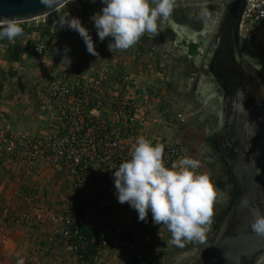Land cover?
I'll return each instance as SVG.
<instances>
[{
  "label": "crops",
  "instance_id": "1",
  "mask_svg": "<svg viewBox=\"0 0 264 264\" xmlns=\"http://www.w3.org/2000/svg\"><path fill=\"white\" fill-rule=\"evenodd\" d=\"M48 38L39 33L37 40ZM1 54L6 55V51ZM117 54L118 57H112L106 63L74 67L70 63H63L61 57H58L61 54L56 45H49L44 56L32 59L34 62L29 63V68L26 64L25 74L18 72L16 76L11 75L7 81H3L2 87L0 84V141L7 133H27L38 138L63 127L62 113L53 108L45 95L39 94V80L68 76L69 81L76 76L89 78L99 73L108 75L118 68H127L139 82L135 91L139 121L136 138L130 143L132 151L137 139L143 137L153 144L165 140L175 141L183 150L181 159L189 156L184 152L179 127L176 125L182 123L177 120V114L183 112L177 110L174 113L173 118L177 123L168 114L171 109L168 104L170 97L162 77L163 71L154 62L137 61L144 55L141 52L137 51L130 59L120 52ZM28 55L31 58L35 54L28 52ZM0 70L4 68L0 66ZM4 71L6 76H10L7 69ZM152 115L162 118V121L152 123ZM104 116L109 122L108 111ZM90 179V184L82 193L79 211L83 219L82 227L92 236H106L128 220L132 208L127 203L117 202L116 196L107 186L108 175L102 167L93 166ZM74 184L75 173L68 162L53 166L40 160L35 166L29 167L21 160L0 151V264H26L30 258L38 264H88L89 260L81 262L70 251L68 243L53 232L51 217L59 215L67 200L74 195ZM4 209H11L17 215L26 213L33 219L32 223L29 226L10 223L3 215ZM152 229L165 241L170 238L166 226L152 223ZM99 255L101 260L115 263L125 258V252L119 248L104 249Z\"/></svg>",
  "mask_w": 264,
  "mask_h": 264
},
{
  "label": "built area",
  "instance_id": "2",
  "mask_svg": "<svg viewBox=\"0 0 264 264\" xmlns=\"http://www.w3.org/2000/svg\"><path fill=\"white\" fill-rule=\"evenodd\" d=\"M48 27L50 33H54L56 23H50ZM240 31L250 41L253 50L264 54V0L247 1ZM52 44L60 45L61 42L50 36L48 40L38 41L31 50L34 54L42 55ZM38 83L39 94L45 95L53 108L62 113L63 127L38 138L27 133H7L0 141V151L29 167L40 160L53 166L63 162L71 164L75 173V193L67 200L62 212L52 216L51 220L54 234L68 243L70 251L81 262L152 264L163 254L166 243L153 231L151 214L146 222L141 221L132 209L128 220L114 228L109 235L88 237L82 231L83 219L79 213L82 193L90 184L93 166L106 171L107 186L116 196L112 173L115 167L130 157V143L136 138L139 121L135 95L139 85L137 78L129 69L118 68L108 75L99 73L89 78L76 76L69 81L68 76H55L43 78ZM107 111L109 122L104 116ZM177 118L184 122L185 114L178 113ZM161 121L162 118L152 115V123ZM158 144L163 146L166 166L181 159L182 152L177 142L165 140ZM3 215L10 223L21 226H29L33 220L28 214L17 215L11 209H4ZM107 248L123 250L124 260L120 263L101 260L99 254ZM26 264L38 263L30 258Z\"/></svg>",
  "mask_w": 264,
  "mask_h": 264
},
{
  "label": "water",
  "instance_id": "3",
  "mask_svg": "<svg viewBox=\"0 0 264 264\" xmlns=\"http://www.w3.org/2000/svg\"><path fill=\"white\" fill-rule=\"evenodd\" d=\"M70 1L0 0V17L32 21ZM214 1L220 9L209 13L200 29L179 23L172 15L167 27L174 34L181 59L195 62L198 74L189 88L193 103L201 104L196 117L211 125V148L228 165L237 189L230 211L213 229L212 242L200 264H260L264 237L253 233L249 225L254 209L264 211V69L247 52L251 48L258 54L240 31L248 0ZM166 30L159 35L166 36ZM237 90L244 94L242 108Z\"/></svg>",
  "mask_w": 264,
  "mask_h": 264
},
{
  "label": "clouds",
  "instance_id": "4",
  "mask_svg": "<svg viewBox=\"0 0 264 264\" xmlns=\"http://www.w3.org/2000/svg\"><path fill=\"white\" fill-rule=\"evenodd\" d=\"M48 3L49 0H42ZM95 3V0H91ZM102 8L90 19L96 29L98 40L110 38L108 48L127 50L134 46L145 33L157 35L168 21L175 7V0H100ZM158 20L160 25H158ZM59 26L78 32L86 51L98 56L89 30L78 17H64ZM23 26L16 16L0 17V40L10 44L23 35ZM69 51L65 47V53ZM236 96L243 107L244 94L237 90ZM255 163V161H253ZM200 161L185 156L166 166L163 146L139 137L128 159L123 160L112 173L117 202L127 203L147 221L151 214L154 225L166 226L171 242L183 248L186 242L204 244L213 223L215 205L221 192L211 176L197 171ZM250 229L264 237V211H252Z\"/></svg>",
  "mask_w": 264,
  "mask_h": 264
},
{
  "label": "rangeland",
  "instance_id": "5",
  "mask_svg": "<svg viewBox=\"0 0 264 264\" xmlns=\"http://www.w3.org/2000/svg\"><path fill=\"white\" fill-rule=\"evenodd\" d=\"M85 1L86 0H71L62 8L58 9L57 11L45 17L38 18L32 21L20 22L23 26L24 31L22 36L17 37L15 39L14 47H16V50H13L14 49V47L12 46L13 43L10 44L6 39L0 40V66L4 68V70L7 69V71L10 72V76H6L5 75L6 71L0 70L1 87L3 85V81H7V79L11 77V75L16 76L18 72H23L22 74H25L24 69L26 67V64H28L27 67L29 68L31 66L30 64H32L33 61L32 59L35 60L36 56L41 57L47 53L48 49L46 52L43 53L44 55L35 54L32 55L33 58L32 57L30 58V55H28V52L33 53V51L31 50L33 45L38 43L37 38L39 36V33H42L46 37L54 36L56 39H58L61 42L60 45H56L57 48L60 49V54H61L60 56L58 55V57L59 58L61 57L63 63L65 64L70 63L74 67L75 66L80 67L84 64L90 65L91 63H106L112 57H118L119 56L117 54L118 52H120L123 56H126L128 59H130L131 57L134 56L135 53H137L138 51L136 45L137 43L134 46L128 48L127 50L113 49L112 51H110L108 48V43L110 38L106 37L103 42L99 41L97 37L96 29L93 26V22L91 21L90 17L94 13H97L102 8V4L100 0H95V3L92 2L91 6H89V8L87 9L83 4ZM188 3L189 0H175V7H180L183 4H188ZM218 6L220 7L219 2H218ZM194 10L197 11L198 10L197 7H195ZM68 14H70V16ZM208 14L206 16H208ZM67 16L80 18L81 23L89 30V33L92 36L98 56L91 55L86 51L85 43L81 38V36L78 34V32L68 28L67 26L64 27L59 26V21H61L64 17ZM53 22L56 23V27L54 33H50V28L48 27V25ZM38 26H40L39 29ZM162 26L164 29L166 25L164 26L163 23ZM147 34L150 35V33H145L138 42L147 43V37H146ZM25 45L28 46L26 48L28 52L26 50L23 51L24 47L22 46ZM157 45L158 44H155V48L158 47ZM66 46L69 49L67 53H65ZM3 50L6 51V55L4 56L1 54V52H4ZM17 50H19L20 53L17 56H15L13 52ZM141 54L144 55H142L139 59H136L137 61L146 60L148 62L149 61L154 62L151 55H149L147 52H141ZM251 56L253 57L255 62H257L258 64L259 63L262 64V66L261 65L260 66L261 68L264 69V54L253 53L251 54ZM51 59L53 60V54ZM56 60L58 59H55V61ZM162 73H163L162 77L164 78V82L168 89V93H169L168 96L170 97V98L168 97L169 98L168 104L170 105L171 108L170 111L168 112V114L171 115L169 116L170 119L174 123L175 122L177 123L178 119L176 120L175 117L173 118V115L174 113L177 112V110L182 111L183 113H185L186 116H188L184 120V122L176 124L177 127H179L178 133L184 152L188 153L189 157L196 158L200 161V167L197 171L205 172L209 174L212 180L214 178L215 179L220 178L221 176L219 175V171L215 166L217 155L213 153L212 148H209L208 145L205 144L203 140L204 135H207L208 133L209 134L212 133V127L209 123L200 122L196 117L198 114V108L201 106V104H198L197 107L196 102L193 103L194 97L192 96V91L190 90V88L185 84H183V82H180L179 79L175 78L173 74L171 73L168 74L164 71ZM188 94H191L190 99ZM220 192H221L220 199L218 203L215 205V214L213 217V223L211 224L210 229L207 232V239L204 244H200L197 242H186L187 248L193 247V250L184 252L183 251L184 248L181 247L175 248L176 246H174L173 244L172 246L170 245V243H172L171 238H167L168 240L166 241L165 239H163V241L167 243V246H169L168 249L172 248L171 256L168 258H174V260L177 263L173 262V264H187L188 257L182 258V256H188L190 254L192 256L194 254L199 255L203 251L208 250V246L210 245L213 239V233H214L213 229H216L214 228V222H215L214 220H216L217 218L216 213L218 212V208L220 207L221 202H223L227 196V194L222 190H220ZM169 260L166 259V262ZM160 263H161V257H159L154 261V264H160Z\"/></svg>",
  "mask_w": 264,
  "mask_h": 264
},
{
  "label": "flooded vegetation",
  "instance_id": "6",
  "mask_svg": "<svg viewBox=\"0 0 264 264\" xmlns=\"http://www.w3.org/2000/svg\"><path fill=\"white\" fill-rule=\"evenodd\" d=\"M191 4V5H188ZM188 4H183L180 7H174V10L172 12V16L175 18V20L179 23H188L195 29H200L202 27V24L205 20V17L208 13H212L214 11L219 10L218 2L214 0H189ZM190 7V8H189ZM197 7V11L194 10V8ZM158 25H160V21L158 20ZM163 25V24H162ZM160 25L161 29L163 30V26ZM166 25V26H165ZM164 29H167V35L160 36L159 33L162 31L160 30L157 35L153 34H147V43L144 42H137V49L139 52H147L151 57L153 58L156 66H158L161 70H163L166 73H171L175 76V78L179 79L180 82H183L186 86H190L192 79L195 80L197 78L196 73L198 74V69L195 66V62L188 58L181 59L180 55V49L179 47H176L174 45V34L168 30V21L164 22ZM155 44H158L155 48ZM250 49V50H249ZM247 48V52L253 54L251 51V48ZM173 50V52H172ZM255 51V50H254ZM258 64V63H257ZM259 66L262 64H258ZM260 66V67H261ZM189 95V99L191 94ZM188 117V116H187ZM185 116V118H187ZM203 140L205 144L208 145L209 148H211V134H207L203 136ZM213 151V150H212ZM214 154H216L213 151ZM217 155V154H216ZM215 166L217 167L219 171L220 178L213 179L215 182L216 187H219L217 184H221L222 186L219 187L223 192L227 194L226 199L221 202L220 207L218 208V212L216 213V217L221 214L222 211H224L229 204L231 203L232 199L237 195L235 194L236 189L233 184L232 179L229 175V169L224 161V159L217 155V159L215 162ZM237 197V196H236ZM236 199V198H235ZM235 201V200H234ZM215 222L217 221L214 220ZM214 222V223H215ZM169 238V237H168ZM171 238V237H170ZM167 246V243L165 244ZM172 246V243H170ZM170 246V247H171ZM175 246V245H174ZM169 246H167L163 252V254L159 255L156 259L161 257V263L160 264H173L177 263L174 258H168L171 256V249H168ZM177 248V246L175 247ZM184 252L192 251L193 247L187 248V243H185V246L183 247ZM207 255V251H203L201 254L193 256L190 254L188 256H182L188 257L187 264H200L203 258ZM164 258V259H163ZM155 259V260H156ZM166 259H170L166 262ZM154 260V261H155ZM154 261L152 264H154ZM264 263V258L260 261V264Z\"/></svg>",
  "mask_w": 264,
  "mask_h": 264
},
{
  "label": "trees",
  "instance_id": "7",
  "mask_svg": "<svg viewBox=\"0 0 264 264\" xmlns=\"http://www.w3.org/2000/svg\"><path fill=\"white\" fill-rule=\"evenodd\" d=\"M84 6H85V8H89V6H91V4H92V2H91V0H86L84 3ZM52 39V37L50 38V40ZM24 47V46H23ZM28 46L27 45H25V47L23 48V49H26ZM20 53V51L19 50H17V51H15L13 54H15V56H17L18 54ZM34 53V52H33ZM227 165V164H226ZM227 167H228V165H227ZM229 169V168H228ZM219 187H221L222 185L221 184H217ZM236 189V188H235ZM235 194H237V189H236V192H235ZM237 196V195H236ZM236 196L232 199V201H231V203L229 204V206L224 210V211H222L221 212V214L220 215H218V217H217V221L214 223V228H217V226H218V224L222 221V219L227 215V213L230 211V208H231V206H232V204H233V202H234V200H235V198H236ZM83 228V227H82ZM82 231H83V233L84 234H86L88 237H92V235L91 234H89L88 232H86V230L83 228L82 229ZM92 249L90 248V253L92 252L91 251Z\"/></svg>",
  "mask_w": 264,
  "mask_h": 264
},
{
  "label": "bare ground",
  "instance_id": "8",
  "mask_svg": "<svg viewBox=\"0 0 264 264\" xmlns=\"http://www.w3.org/2000/svg\"><path fill=\"white\" fill-rule=\"evenodd\" d=\"M38 19V18H37Z\"/></svg>",
  "mask_w": 264,
  "mask_h": 264
}]
</instances>
